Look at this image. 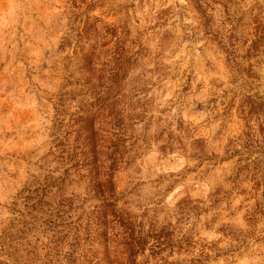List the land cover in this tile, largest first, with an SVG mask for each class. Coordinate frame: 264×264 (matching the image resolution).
<instances>
[{
    "label": "rangeland",
    "instance_id": "rangeland-1",
    "mask_svg": "<svg viewBox=\"0 0 264 264\" xmlns=\"http://www.w3.org/2000/svg\"><path fill=\"white\" fill-rule=\"evenodd\" d=\"M95 18L127 60L118 205L173 231L168 263L264 264V0H0V264L87 263L55 248L35 191L79 213L98 202L77 182L47 187L63 172L51 129L74 70L62 44Z\"/></svg>",
    "mask_w": 264,
    "mask_h": 264
},
{
    "label": "trees",
    "instance_id": "trees-1",
    "mask_svg": "<svg viewBox=\"0 0 264 264\" xmlns=\"http://www.w3.org/2000/svg\"><path fill=\"white\" fill-rule=\"evenodd\" d=\"M72 44L70 65L74 70L64 83L72 88L56 99L51 129L52 155L63 172L47 187L63 191L66 185L77 182L98 202L79 213L73 198H57L51 190L36 189L35 206L46 207L53 224L51 242L55 248H72L73 254L77 253L74 248H79L88 257L86 264H172L164 259V253L178 248L173 231L164 226L146 229L118 205L115 174L127 154L126 122L118 106L127 60L118 33L95 18L87 20L75 38L64 40L62 45L67 48ZM109 44L113 46L108 49L113 50L111 58L97 68L99 54ZM253 105H249L250 111L241 110L248 129L257 114ZM84 255L80 257L86 258Z\"/></svg>",
    "mask_w": 264,
    "mask_h": 264
}]
</instances>
